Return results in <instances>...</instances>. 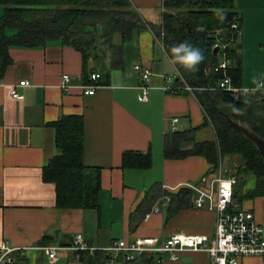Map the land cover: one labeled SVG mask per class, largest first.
I'll use <instances>...</instances> for the list:
<instances>
[{
    "label": "crops",
    "instance_id": "obj_1",
    "mask_svg": "<svg viewBox=\"0 0 264 264\" xmlns=\"http://www.w3.org/2000/svg\"><path fill=\"white\" fill-rule=\"evenodd\" d=\"M129 1L144 25L125 44L121 35L114 37V44L123 47L119 67H113L111 52L85 59L58 40L9 49L10 63L0 74V249L17 250L14 258H25L26 264H83L81 250L75 248L77 236L94 254L120 241L152 238L161 245L174 234H215L216 213L194 206L195 189L209 190L222 172L235 176L239 162L225 158L214 171L205 156L193 153L198 145L216 143L218 136L194 91L179 80L156 32L167 12L164 0ZM234 5L242 20L237 41L241 60L243 46H249L262 64L264 0H234ZM3 13L0 6V17ZM136 65L152 72L146 103L139 100ZM244 69L242 88L252 90L264 82L249 83ZM91 74L101 76L103 85L85 95V87L94 84ZM65 75L71 79L68 89L63 88ZM169 77L182 90L163 92ZM23 81L30 86L20 87ZM13 88L23 99L11 96ZM67 116L82 119V160L89 174L100 175L95 207H61L56 186L45 181V169L62 154L55 124ZM174 119H179L177 132L172 131ZM256 184L249 175L235 200L264 228V197L243 198ZM47 243L64 250L50 260L42 249ZM162 264L211 261L204 253L187 251L176 262L166 256ZM240 264L264 260L247 257Z\"/></svg>",
    "mask_w": 264,
    "mask_h": 264
},
{
    "label": "trees",
    "instance_id": "obj_2",
    "mask_svg": "<svg viewBox=\"0 0 264 264\" xmlns=\"http://www.w3.org/2000/svg\"><path fill=\"white\" fill-rule=\"evenodd\" d=\"M0 6L4 8L0 17V74L10 63L11 47L36 48L56 40L81 51L85 59L98 57V44L103 40L113 55V67H119L123 47L114 44V37L121 35L125 44L144 25L129 0H0ZM164 7L167 10L164 22L156 32L159 37L165 34L163 41L171 60L172 46L185 42L204 54L196 72L186 71L174 63L181 76L179 80L185 87L195 90L218 136L216 143L198 145L193 153L205 156L214 171L225 158H240L233 168L238 180L234 198L238 199L240 188L249 175L255 177L256 188L243 198L264 197V160L261 153L229 122L241 124L264 140V92L236 97L218 87L224 79L223 72H213L210 76L205 74V68L217 66L225 52L231 61L228 75L234 86L242 88L243 66L237 44L242 20L234 0H165ZM218 12L224 16L223 20ZM233 25H237V29ZM200 26H203V31H197ZM9 31L15 33L10 35ZM218 31H222L220 35H217ZM217 44L227 46L218 55L214 52ZM106 76L109 77V72ZM94 84L103 85L100 80ZM236 109L242 114H237ZM55 128L62 154L45 169V181L56 186L61 207H95L100 175L97 171L89 174L82 160V119L67 116L58 121ZM15 260L14 264H26L25 258L20 256ZM80 260L83 264H110L112 260L116 264H162L157 254L149 253L127 261L123 254L114 257L107 251L94 254L80 251Z\"/></svg>",
    "mask_w": 264,
    "mask_h": 264
},
{
    "label": "built area",
    "instance_id": "obj_3",
    "mask_svg": "<svg viewBox=\"0 0 264 264\" xmlns=\"http://www.w3.org/2000/svg\"><path fill=\"white\" fill-rule=\"evenodd\" d=\"M165 2V0H164ZM237 29V25H233ZM162 38L165 36L161 34ZM221 51L225 50L227 46L217 44ZM231 67V61L227 54L223 52L221 61L217 66L209 69L210 73L223 72L224 79H222L218 87L221 90L231 92L236 97L241 94V89L234 86L232 79L228 75ZM135 70L141 75V85L139 87L141 95L139 100L143 103L149 101L150 86L149 82L152 76L150 69L136 65ZM181 77V76H180ZM92 81L98 82L100 76L92 75ZM70 76L63 77V88L68 89L70 83ZM175 77H169L166 80V85L162 87L165 93H174L182 90L183 87L173 85ZM20 87L30 86L29 81H23L19 84ZM259 90L256 92H264V82L259 84ZM99 88L98 84H93L85 87V95H94ZM191 90V87L188 88ZM253 93L249 90L248 94ZM243 95V94H242ZM11 96L17 99H23L16 88L11 90ZM246 96V95H244ZM179 119L172 121V131L177 132V124ZM238 183L236 176H226L224 172L214 179L209 190L195 189L197 197L194 199V206L198 209L207 208L216 213V228L215 234L212 237L203 235H183L174 234L166 241L159 245L158 240L152 238H141L133 243L120 241L114 243L109 249L105 250L117 257L123 254L127 261L134 260L138 255L143 253L157 254L161 263L166 256L170 260L176 262L179 260L182 252H199L206 254L211 264H240L241 259L247 257H257L264 260V228L257 223L256 216L253 212L244 210L234 198L235 187ZM164 204L166 202H163ZM159 211V208H155ZM75 248L81 251H95L88 248L84 244L82 236H77L75 240ZM48 255L50 260H54L59 251L64 250L62 247L44 246L42 248ZM17 250L3 246L0 249V264H14L16 262L14 254ZM110 264H116L112 260Z\"/></svg>",
    "mask_w": 264,
    "mask_h": 264
},
{
    "label": "clouds",
    "instance_id": "obj_4",
    "mask_svg": "<svg viewBox=\"0 0 264 264\" xmlns=\"http://www.w3.org/2000/svg\"><path fill=\"white\" fill-rule=\"evenodd\" d=\"M220 15L221 20H223L224 16ZM203 26L197 28V31H203ZM173 53V62L180 64L186 71L196 72L198 71V65H200L204 60V54L199 48H195L188 43H181L179 45H174L171 48ZM259 90V87L253 88L251 91L254 93ZM241 94L247 95L249 89L243 88L240 90ZM247 103V101H246ZM237 114H242V111L236 109Z\"/></svg>",
    "mask_w": 264,
    "mask_h": 264
},
{
    "label": "rangeland",
    "instance_id": "obj_5",
    "mask_svg": "<svg viewBox=\"0 0 264 264\" xmlns=\"http://www.w3.org/2000/svg\"><path fill=\"white\" fill-rule=\"evenodd\" d=\"M222 31H218L217 35H220ZM243 42V40H241ZM100 48L99 51L102 54L103 50L106 53H109V47H107V45H105L104 41L102 40L101 42H99ZM242 66L243 68H245V74L247 77V81L249 83L255 84L257 81L260 80V78H264V63L261 64V59L262 57L260 56V54H255L253 51L249 50V46H243V52H242ZM212 68L210 66L205 68V74L207 76H210V71L209 69ZM190 88V87H189ZM192 91H195L193 88H191ZM237 161L240 162V158L235 157ZM257 223L259 224V222L257 221ZM260 225V224H259Z\"/></svg>",
    "mask_w": 264,
    "mask_h": 264
},
{
    "label": "water",
    "instance_id": "obj_6",
    "mask_svg": "<svg viewBox=\"0 0 264 264\" xmlns=\"http://www.w3.org/2000/svg\"><path fill=\"white\" fill-rule=\"evenodd\" d=\"M221 51V47L217 46L214 49V52L216 55H218ZM229 122L231 123V125L237 129L238 131H240L248 140H250L252 143H254L257 148L259 149L261 156L264 160V140L261 139L259 136H257L256 134L250 132L247 128H245L244 126H242L239 123L233 122L232 120H229Z\"/></svg>",
    "mask_w": 264,
    "mask_h": 264
}]
</instances>
